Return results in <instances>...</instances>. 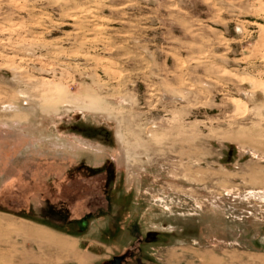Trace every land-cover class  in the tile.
I'll return each instance as SVG.
<instances>
[{
	"label": "rangeland",
	"instance_id": "1",
	"mask_svg": "<svg viewBox=\"0 0 264 264\" xmlns=\"http://www.w3.org/2000/svg\"><path fill=\"white\" fill-rule=\"evenodd\" d=\"M115 258L264 264V0H0V264Z\"/></svg>",
	"mask_w": 264,
	"mask_h": 264
},
{
	"label": "crops",
	"instance_id": "2",
	"mask_svg": "<svg viewBox=\"0 0 264 264\" xmlns=\"http://www.w3.org/2000/svg\"><path fill=\"white\" fill-rule=\"evenodd\" d=\"M54 224L53 226H50V228L48 227H38L36 224H34L31 220V218H28V224H29V228H33V231H36L35 228H37L38 230H41L46 237H49L53 240V242H55V248L60 244V253H66L68 252L67 249V243H68V234L66 231V229L64 230V234H63V226H67L68 223H66V221L64 222L62 217L58 218L56 220H54ZM57 225V226H56ZM60 225V226H58ZM64 244V245H63ZM58 249V248H57Z\"/></svg>",
	"mask_w": 264,
	"mask_h": 264
},
{
	"label": "water",
	"instance_id": "3",
	"mask_svg": "<svg viewBox=\"0 0 264 264\" xmlns=\"http://www.w3.org/2000/svg\"><path fill=\"white\" fill-rule=\"evenodd\" d=\"M122 258H115L113 264H121Z\"/></svg>",
	"mask_w": 264,
	"mask_h": 264
},
{
	"label": "flooded vegetation",
	"instance_id": "4",
	"mask_svg": "<svg viewBox=\"0 0 264 264\" xmlns=\"http://www.w3.org/2000/svg\"><path fill=\"white\" fill-rule=\"evenodd\" d=\"M122 262H123V260H122ZM122 262H121V264H122Z\"/></svg>",
	"mask_w": 264,
	"mask_h": 264
}]
</instances>
